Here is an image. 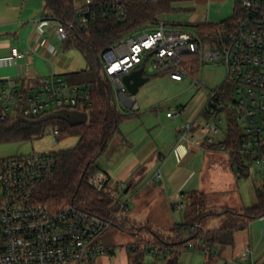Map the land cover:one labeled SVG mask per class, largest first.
Here are the masks:
<instances>
[{"label":"built area","instance_id":"built-area-1","mask_svg":"<svg viewBox=\"0 0 264 264\" xmlns=\"http://www.w3.org/2000/svg\"><path fill=\"white\" fill-rule=\"evenodd\" d=\"M88 4L90 0L85 1L78 15L85 13L84 7ZM240 7L243 14L234 21L219 23L215 34L209 36L211 42L202 39L196 31L160 20L104 49L99 58L115 103L126 115L138 112V105L122 85L121 78L144 61L152 59L154 68L159 73H167L174 81L187 77L182 69L185 56L194 57L200 67L205 63L223 66L224 81L208 92L200 115L184 124L178 141L194 149L205 144L227 155L235 153L248 169L257 166L264 171V0H240ZM42 24L52 28L60 44L67 40L68 29L72 27L47 15L34 21L37 34L29 44V51L10 49L7 56L0 57V74L7 66L23 73L22 64L28 53L42 49L54 52L53 46L41 42ZM192 81L204 85L200 71ZM90 98L88 86L71 84L55 73L42 76L36 84L23 82L18 77H0V127L21 119L35 120L63 109L87 113ZM123 105L127 108L123 109ZM180 113V110L170 111L166 117L176 118ZM229 118L237 125L239 135L231 148L226 149L223 144L226 134L217 143L214 137L219 136L223 120L227 131ZM54 135V141L58 140L57 126ZM55 152L0 159V264H94L97 258L112 253L102 245L101 239L115 226L116 220L125 216L121 211L127 205L108 193L110 180L105 172L93 174L88 184L118 206L110 219L72 204L55 207L35 199L38 186L54 179ZM155 178L160 179L161 175L157 173ZM194 230L206 232L198 223L187 227V232ZM197 243L206 260L216 255L217 246L210 244L204 235L197 237ZM143 245L154 258L171 251ZM184 249L194 250V243H187ZM242 258L248 260L247 264H256L248 245L244 246Z\"/></svg>","mask_w":264,"mask_h":264},{"label":"trees","instance_id":"trees-1","mask_svg":"<svg viewBox=\"0 0 264 264\" xmlns=\"http://www.w3.org/2000/svg\"><path fill=\"white\" fill-rule=\"evenodd\" d=\"M43 1L45 15L63 24H72L68 29V38L62 44L63 49H77L87 63L86 70L62 76L71 84L84 85L91 89L88 121L76 127L61 120L37 124L16 121L0 127V143L32 140L41 136L46 126L54 122H57L60 129L59 139L77 135L78 142L74 147L55 152L57 160L54 179L38 186L35 199L55 207L72 204L100 218L110 219L118 211V206L107 195L95 191L88 184V179L100 171L96 161L118 132L121 121L130 115L117 107L99 55L101 51L129 34L155 25L160 17L176 11L177 3L190 0H90L82 15H78V11L83 5L77 8L75 0ZM242 14L240 0H234L232 17L223 22L234 21ZM218 24L200 23L192 27L204 39L215 34ZM182 69L187 72L189 79L194 80L199 74L200 66L194 57L185 56ZM238 135L237 125L229 118L223 142L226 149L231 148ZM228 156L236 180L247 178L249 169L242 164L240 156L232 152ZM254 193L255 204L244 207L241 211L229 208L206 210L202 193L191 191L183 194V223L176 224L171 237H164L148 224L135 223L127 216L116 220L115 226L137 238L136 245L149 244L171 249L167 254L156 258L160 264H178L185 245L189 242L197 243V237L204 235L210 244L216 246L231 245L234 232L246 228L253 220L264 218V171L260 184L254 186ZM215 218L220 221L219 227L208 230L209 221ZM193 223L200 224L206 230L205 234L201 230L187 232V227ZM211 259L212 256L208 257L209 261Z\"/></svg>","mask_w":264,"mask_h":264},{"label":"crops","instance_id":"crops-1","mask_svg":"<svg viewBox=\"0 0 264 264\" xmlns=\"http://www.w3.org/2000/svg\"><path fill=\"white\" fill-rule=\"evenodd\" d=\"M227 2L228 0H191L189 2L190 5H188L192 11V22L188 25L183 24L181 28L195 31L192 26L200 23H210L208 19L211 14L208 13L206 8L212 4L222 6L227 4ZM43 6L44 1L38 4L34 0H26L18 5L16 0H0V57L7 56L12 48L22 52L29 51V44L33 41L34 34H37L34 21L45 15ZM231 6L233 13V4ZM42 29L41 42L53 46L54 52H47L42 49L37 53L36 51L28 53L25 62L22 64L23 73H19L14 66H7L2 68L0 77H18L23 82L36 84L42 76L49 73L64 75L76 72L74 70L69 71L70 68L66 65L67 63L60 60V53L64 49L62 44L56 41L52 28L42 24ZM53 39L54 41L52 42ZM140 67L143 68V77L147 78L142 64L136 69ZM67 69L69 70L67 71ZM206 99L200 100L197 105L191 106L183 110V112L180 110L181 113L176 118H167L165 115L168 121L164 124L160 122L156 124L154 117L147 113L148 106L143 102V105H140L135 101L138 105V112L130 115V117L139 118L140 123L135 124V129L136 126H140V129L127 131L126 135L128 137L125 140L122 138L123 136L121 139L114 140L113 136L105 150L107 155L109 154V158H111L108 163H103L106 170L105 173L110 180V187L107 188L108 193L113 197L111 185H113L112 187L117 185L120 191L117 192L118 198L116 199L120 201L123 198V194L128 196L129 193H132L128 197L129 200L125 203L126 205L128 202L130 204V201H136L139 194L149 189L150 181L159 173L161 175L159 183L161 184V189H163L160 194L166 204L165 217L168 221L170 218L169 211L177 210L175 203L180 202L182 204V195L185 193L191 191L202 193L206 209V192L209 193L214 190L222 193L233 191L237 187V181L231 168L229 156L225 152L205 144H201V147L194 149L178 141V134L184 128V124L200 115ZM123 106V109L127 108L126 105ZM112 142L116 143L112 144ZM132 196L135 197L133 198ZM235 203H238V201ZM181 206L182 208L180 207L181 210L179 211L183 212L184 206ZM210 209L207 208L206 210ZM229 209L241 210L242 208L238 204L234 208ZM127 217L135 223L148 224L154 231L159 232L160 226H158L155 219L137 220L135 217ZM215 219L218 221V226L214 229H217L220 221L218 218ZM261 219L264 221V218ZM212 220L209 221L207 229ZM176 224H172L165 234L162 233V235L164 237L173 236L172 233ZM262 230L264 232V229ZM243 249L244 247L238 254L233 255L230 260L231 263H248V260H243L242 258ZM195 250H200L198 243L194 244V250L191 251L195 252ZM186 251L190 250H184V252ZM107 259L109 258L102 256L97 259V262L100 264L103 261L106 262ZM213 260H206V263L212 264ZM154 261H158L160 264L158 259L154 258ZM117 263L122 264L120 260Z\"/></svg>","mask_w":264,"mask_h":264},{"label":"rangeland","instance_id":"rangeland-1","mask_svg":"<svg viewBox=\"0 0 264 264\" xmlns=\"http://www.w3.org/2000/svg\"><path fill=\"white\" fill-rule=\"evenodd\" d=\"M34 1L41 4L43 0ZM85 1L86 0H75V6L79 8L81 5L85 4ZM190 1L177 3L175 5L177 8L176 11L169 13L164 17H160L158 20L173 23L176 27L180 28L183 24H191L192 11L189 9ZM233 1L234 0H228L227 4L222 6L212 4L207 7L206 9L208 10V13L211 14L208 21L212 24H218L230 19L232 17L231 4H233ZM16 3L18 5L21 4L19 0H16ZM41 18L42 17H39L37 20ZM209 36H206L204 40L211 42ZM53 41L54 39L52 42ZM59 57L60 60L65 61L67 63L66 65L70 68V70L67 69V71H79L86 69L87 67L84 57L75 48L62 50ZM142 65L148 81L141 85L139 91L132 95V97L140 105H143V102L148 106L147 113L154 117L156 124H159V122L164 124L168 121L165 117L167 112L179 110H182L183 112V110L197 105L200 100L208 97L209 91L222 84L226 75L223 66L217 63H205L200 67V81H202L204 85L195 83L191 79L185 77L182 81L175 82L169 78L167 73H159L154 68L155 62L152 59L144 61ZM139 123V118L136 117L123 119L119 124L118 132L114 135V140L121 139L122 136L125 140V138L128 137L126 135L127 131H135L138 128L140 129V126H136L135 129V124L137 125ZM56 126H58L57 122L47 125L41 136L35 137L29 141L0 143V159L13 156H27L38 153L54 152L74 147L78 142L77 135L66 136L54 141V127ZM225 134L226 121L223 120L220 125L219 136L214 137L215 142L217 143ZM115 143L116 142H112V144ZM109 159H111L109 158V154L107 155L106 152L103 153L96 161L97 168L100 171L105 172L104 164L106 162L108 163ZM262 173L263 171L259 170L257 166H251L249 169V176L241 180H236L237 187H235L233 191L225 193L217 190L209 193L205 191L206 207L209 209H218L221 207L234 208L238 204L241 208L253 206L256 201L254 186L260 184ZM159 181L160 179H156L154 176L153 180L150 181L149 189L146 192L139 194L136 201H130V204L128 202L127 209L122 210L121 213L125 216L135 217L137 220L155 219L158 226H160V234H165L172 224L174 225L182 222V211H179L182 208V204L180 202L175 203L176 209L179 208V210H174L173 212L169 211L170 218L167 221L165 217L166 204L160 194V191L163 189H161L162 187ZM112 186L113 185H111L112 195L113 198L116 199L118 198L117 192L120 190L117 185V187ZM108 187L110 186L108 185ZM131 194L132 193H129L128 196L123 194V198L120 199V202L126 203ZM237 201L238 203H235ZM261 221L262 219L253 220L246 228L234 232L232 246H217L216 255L212 256V260L214 259L212 264H237L231 263L230 260L233 255L238 254L246 245L252 249L253 260L255 263L264 264V232L262 230L264 229V221ZM217 226L218 221L215 219L211 221L208 229L211 230ZM101 242L102 245L108 249V251L111 250L112 253L104 255L109 259L100 264H118V260H120L122 264H154L155 262L154 257L147 251L146 246L143 244L136 245V242H138L137 238H134L127 231H121L116 226H112L106 231ZM97 259L94 264H99ZM155 264H159V262L156 261ZM178 264H207L206 256L200 250H195V252L191 250L188 252L186 251L180 256Z\"/></svg>","mask_w":264,"mask_h":264},{"label":"water","instance_id":"water-1","mask_svg":"<svg viewBox=\"0 0 264 264\" xmlns=\"http://www.w3.org/2000/svg\"><path fill=\"white\" fill-rule=\"evenodd\" d=\"M147 80L148 78L143 77V68L140 67L131 71L129 74L124 75L121 78V83L126 88L128 94L134 95L135 93H137L138 88ZM50 120H61L66 122L71 127H76L87 123L88 114L85 112L63 109L45 114L35 120L21 119L20 121L27 124H37Z\"/></svg>","mask_w":264,"mask_h":264}]
</instances>
